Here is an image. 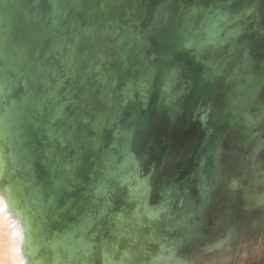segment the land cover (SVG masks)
Returning a JSON list of instances; mask_svg holds the SVG:
<instances>
[{
  "label": "water",
  "instance_id": "water-1",
  "mask_svg": "<svg viewBox=\"0 0 264 264\" xmlns=\"http://www.w3.org/2000/svg\"><path fill=\"white\" fill-rule=\"evenodd\" d=\"M0 192L54 264L263 232L264 0H0Z\"/></svg>",
  "mask_w": 264,
  "mask_h": 264
},
{
  "label": "bare ground",
  "instance_id": "bare-ground-1",
  "mask_svg": "<svg viewBox=\"0 0 264 264\" xmlns=\"http://www.w3.org/2000/svg\"><path fill=\"white\" fill-rule=\"evenodd\" d=\"M10 198L15 199L14 207L10 204ZM17 200L16 193L8 197L0 192V264H54L53 257L60 254V246H55V243L46 239L43 233L41 236L46 240L41 238L34 243L31 242L32 238L26 237L24 240L23 227L32 224L34 220L25 212L18 216L19 203ZM157 215L158 211H153L150 216L155 218ZM25 241L28 246H25ZM46 241L48 244L45 243ZM22 245L30 255L32 251L34 252L31 259L27 260L23 254Z\"/></svg>",
  "mask_w": 264,
  "mask_h": 264
},
{
  "label": "rangeland",
  "instance_id": "rangeland-1",
  "mask_svg": "<svg viewBox=\"0 0 264 264\" xmlns=\"http://www.w3.org/2000/svg\"><path fill=\"white\" fill-rule=\"evenodd\" d=\"M194 258H204L205 264H264V231L241 236L235 247L220 252H198Z\"/></svg>",
  "mask_w": 264,
  "mask_h": 264
}]
</instances>
